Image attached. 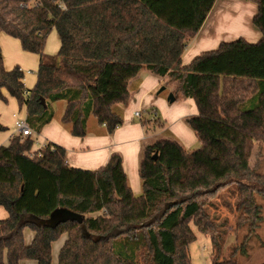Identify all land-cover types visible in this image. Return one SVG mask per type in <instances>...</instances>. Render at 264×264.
I'll return each instance as SVG.
<instances>
[{
  "label": "trees",
  "instance_id": "obj_1",
  "mask_svg": "<svg viewBox=\"0 0 264 264\" xmlns=\"http://www.w3.org/2000/svg\"><path fill=\"white\" fill-rule=\"evenodd\" d=\"M247 1L257 6L252 23L261 38L221 42L183 65L215 0H0V33L38 56L36 81L27 89L19 66L4 68L0 47V100L8 94L25 108L31 133L56 117V102L63 103L58 120L72 136H85L92 124L113 133L128 98L127 89L112 86L114 74L118 66H141L176 81L175 98L194 100L198 116L185 123L199 143L185 149L160 137L144 145L141 192L134 194L118 153L98 169H82L69 166L56 143L32 151L31 135L11 136L0 145V207L7 213L0 220V264H54L52 243L63 234L56 264H137L139 249L151 264H188L187 247L196 238L191 225L210 236L211 264H237L232 253L222 256L225 231L201 199L236 182L238 205L255 222L260 218L255 197L264 193V177L243 164L235 138L205 123L264 136V0ZM52 30L59 47L50 55L44 48ZM148 113L145 130L160 127L154 109ZM25 228L34 233L29 244Z\"/></svg>",
  "mask_w": 264,
  "mask_h": 264
},
{
  "label": "crops",
  "instance_id": "obj_2",
  "mask_svg": "<svg viewBox=\"0 0 264 264\" xmlns=\"http://www.w3.org/2000/svg\"><path fill=\"white\" fill-rule=\"evenodd\" d=\"M257 12L255 3L247 0H215L205 21L189 42L182 55V64L189 63L201 52L216 48L219 43L243 38L249 42H256L261 38V32L253 25L252 20ZM50 36V35H49ZM0 33V47L3 57V65L7 70L19 66L18 59L9 60L5 65V47L17 50V44L13 37ZM48 42V37H47ZM59 42V40H58ZM8 50V51H10ZM47 54L56 51H49L44 48ZM4 54V55H3ZM38 60V56H37ZM21 69V67H20ZM25 87L30 89L31 85H26V77H23ZM112 86H122L128 90V98L123 106V122L113 133L105 134L103 127H96L92 124L90 132L83 137L72 136L61 125L58 116L63 110V103H54L56 117L44 125L39 133H32L31 136L37 147L32 146V151L38 150L45 142L50 141L65 148L67 163L69 166L82 169H98L104 166L113 153L120 154L122 167L127 175L129 186L134 194H140V180L138 175L139 157L142 148L147 143L160 135L164 138L172 137L181 143L185 149H192L198 146V140L194 131L185 123L189 117H197L198 109L193 99L178 95L173 102L166 99L167 93H172L177 82L167 76L160 77L149 68L141 66H118L112 79ZM165 96L162 93L165 92ZM6 96V106L18 109L16 100ZM154 109L156 117L160 119V127H154V133L149 135L141 124V120L149 119V110ZM139 112V120H135V112ZM15 115V111L12 113ZM26 111L24 108L23 117ZM16 121V120H15ZM15 124V123H14ZM0 125L6 130L0 132V145H6L11 136L16 135L14 127H7V122L0 113ZM150 126V125H149ZM4 211H2V210ZM7 216L6 211L0 207V218ZM24 241L29 244L34 233L25 228L23 230ZM66 239L63 234L52 243L51 256L54 264V256L57 255ZM19 264H36L33 260H21Z\"/></svg>",
  "mask_w": 264,
  "mask_h": 264
},
{
  "label": "rangeland",
  "instance_id": "obj_3",
  "mask_svg": "<svg viewBox=\"0 0 264 264\" xmlns=\"http://www.w3.org/2000/svg\"><path fill=\"white\" fill-rule=\"evenodd\" d=\"M49 35L47 36L48 42L46 40L45 44L46 50L56 51L53 53L56 54L59 47L57 34L52 30ZM13 40L15 39L13 38ZM15 41L19 44L17 40ZM4 49L5 65L9 60L18 59L21 70L24 72V77H26V85H31L34 79L36 80L37 55L25 52L21 48L15 51H11L6 47ZM33 85L29 88H32ZM166 92L167 89L162 92L164 96ZM169 94H166L167 101ZM13 111H15L16 116L12 115ZM0 113L6 120L7 127L10 129L14 127V131L18 134L19 132L14 123L15 120L23 117L24 107L18 109L15 105V108H11V106H6V102L0 100ZM135 120L137 121L139 118L137 117ZM205 123L216 134L230 139L235 138L243 164H247L251 172L264 177L263 135L247 133L244 136H239L236 131L224 124L209 119H205ZM147 132L149 135L154 133L152 126L147 127ZM160 137L164 136L160 135ZM34 146L37 147L35 141ZM262 195H256L255 197V201L261 207L260 218L256 222L251 215H246L244 209L238 205V183L236 182H226L213 195L205 196L201 199L205 200V209L212 220L215 221L216 228L219 232L225 231V248L222 256L228 257L232 253L231 256L236 259L237 264H260L264 261V197ZM191 228L196 238L187 247L188 264H211L212 248L210 236L198 232L193 225H191ZM136 260L137 264H151L145 252L141 249L137 251ZM56 261L57 255L54 256V262L56 263Z\"/></svg>",
  "mask_w": 264,
  "mask_h": 264
},
{
  "label": "built area",
  "instance_id": "obj_4",
  "mask_svg": "<svg viewBox=\"0 0 264 264\" xmlns=\"http://www.w3.org/2000/svg\"><path fill=\"white\" fill-rule=\"evenodd\" d=\"M135 114V116H137V117H139L140 116V114H139V112L137 111V112H135L134 113ZM154 115H156L155 114V112H154ZM15 126H16V128H17V131L20 133V134H22V135H31L32 133H31V130L29 129V127L27 126V124H26V122H25V119H18V120H16L15 121Z\"/></svg>",
  "mask_w": 264,
  "mask_h": 264
},
{
  "label": "water",
  "instance_id": "obj_5",
  "mask_svg": "<svg viewBox=\"0 0 264 264\" xmlns=\"http://www.w3.org/2000/svg\"><path fill=\"white\" fill-rule=\"evenodd\" d=\"M175 97L172 93H170L168 95V101H174ZM70 220H76V221H81V217L77 216V215H73V216H69Z\"/></svg>",
  "mask_w": 264,
  "mask_h": 264
}]
</instances>
